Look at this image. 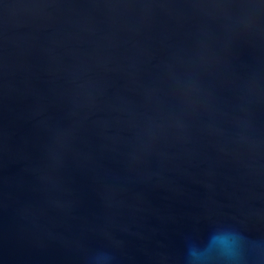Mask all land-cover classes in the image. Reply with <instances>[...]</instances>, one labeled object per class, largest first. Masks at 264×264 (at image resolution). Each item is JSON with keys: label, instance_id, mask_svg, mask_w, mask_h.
Returning <instances> with one entry per match:
<instances>
[{"label": "water", "instance_id": "95a60500", "mask_svg": "<svg viewBox=\"0 0 264 264\" xmlns=\"http://www.w3.org/2000/svg\"><path fill=\"white\" fill-rule=\"evenodd\" d=\"M264 264V0H0V264Z\"/></svg>", "mask_w": 264, "mask_h": 264}, {"label": "clouds", "instance_id": "9594fccd", "mask_svg": "<svg viewBox=\"0 0 264 264\" xmlns=\"http://www.w3.org/2000/svg\"><path fill=\"white\" fill-rule=\"evenodd\" d=\"M237 234L229 228H217L204 240L189 241L186 264H237L242 258V251L235 239Z\"/></svg>", "mask_w": 264, "mask_h": 264}]
</instances>
